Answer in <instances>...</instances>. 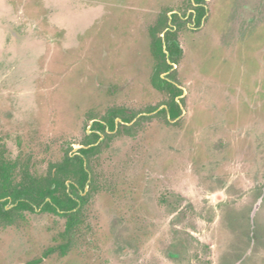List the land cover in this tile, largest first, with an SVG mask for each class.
<instances>
[{"label": "rangeland", "instance_id": "374dc122", "mask_svg": "<svg viewBox=\"0 0 264 264\" xmlns=\"http://www.w3.org/2000/svg\"><path fill=\"white\" fill-rule=\"evenodd\" d=\"M167 1L0 0V147L13 158L43 159L45 167L59 158L67 141H81L89 108L103 113L112 104L141 110L158 103L161 96L150 84L147 28ZM232 1L217 0L208 36L187 32L183 37L185 125L178 129L147 120L132 134L115 138L100 159L107 186L88 205L90 230L68 256L42 264H264V196L255 214L258 241L241 260L235 254L237 232L218 207L227 199L234 208L249 210L264 183V156L256 161L252 150L257 132L264 139L259 115L264 112V22L247 27L242 38L252 67L247 72L243 65L247 86L236 81L219 89L212 83L242 78L241 65L228 62L240 54L217 46L235 10H228ZM236 1L251 16L262 0ZM227 38L232 43L233 35L222 40ZM209 106L223 113L236 108L241 120L218 111L200 119L198 109ZM231 116L236 118L234 112ZM218 138L232 143L233 152L219 157L216 169L202 145L214 149ZM222 182H234L227 193L217 190ZM163 193L169 197L166 207L159 202ZM53 227L58 228L53 217L39 214L0 227V264H25L39 256L52 243Z\"/></svg>", "mask_w": 264, "mask_h": 264}, {"label": "trees", "instance_id": "16d2710c", "mask_svg": "<svg viewBox=\"0 0 264 264\" xmlns=\"http://www.w3.org/2000/svg\"><path fill=\"white\" fill-rule=\"evenodd\" d=\"M204 13V8L200 7L197 15L199 23ZM172 23L176 25V29L167 30L163 38L160 33L170 27V17L167 10H164L150 27L151 51L155 61L152 83L156 89L164 93L162 102L167 105V108H163L158 115L162 114L165 118L168 111L171 118L181 114L177 97L183 92L175 83L178 80L176 70L170 72L167 77L162 76L172 67L164 48L165 43L171 61L179 63L183 55L179 32L185 26V21L179 14H173ZM180 101L184 103L183 98ZM154 108L156 107L137 111L125 106L110 108L92 126L93 130L104 133V140L98 142L100 135L96 131L85 132L80 142L85 146L89 145L88 147H81L75 152L67 141V145L62 147L61 156L50 159L45 167L43 159H34L31 154H19L13 158L9 156L5 146L0 147V226L20 223L26 220L28 214L47 213L58 216L59 235L56 244L52 245L45 255L67 254L75 241L91 228L87 208L92 196L107 186L106 177L100 169L101 155L111 144L115 134L129 130L126 123H120L115 134H110L107 128L110 130L116 128L117 117L129 122L142 110L150 112ZM95 116L96 114L92 113L88 118ZM149 117L148 115L140 116L135 124L138 125L143 119ZM87 186L89 189L84 194ZM39 262L41 258L29 261L28 264Z\"/></svg>", "mask_w": 264, "mask_h": 264}, {"label": "flooded vegetation", "instance_id": "af4514ba", "mask_svg": "<svg viewBox=\"0 0 264 264\" xmlns=\"http://www.w3.org/2000/svg\"><path fill=\"white\" fill-rule=\"evenodd\" d=\"M222 1H224V0H222ZM234 1H236V0H234ZM234 1L229 2L228 10L231 12L232 8H234V7H235V10L232 11L229 14L228 21L225 24L224 30H222V32H220V36L221 35L224 36L222 39H225V36L229 37V39H230V34L233 35V40L231 41L232 43L229 44L228 38L226 40L218 39L217 46L219 48H221V49L225 48L224 50H227L226 53H228V54H234V55L235 54H240V56L237 59L236 58L233 59V62H232V60L231 61L228 60V62L229 63H233L235 66H237V68H239L240 65L242 66V70H241V66L239 68L241 72H239V75H238V76H242V78L234 77V78L230 79V77H229V79H226V80H223V81L221 79H218L217 81H219L221 83H216L215 82L216 84L214 83V81L213 82L211 81L214 84V86L216 88H219V89L226 87V85L228 86L230 84H233L236 81H241V83H243V86H247V79H245L243 77V76H245L244 75L245 73L243 71V65H244V67L247 68L246 71L247 70L248 71L251 70L252 67H250V63L248 62L247 56L245 54V51H244L245 44H244V40L242 38L244 36V32H246V30H247V27L259 28L261 23L264 22V0H262L260 2V5H261L260 7H256L257 10H255V8H254L255 11L254 10L252 11V15L251 16H250V14L248 16H246L244 14V11L240 10L239 6H242V4H240L239 2L236 1L237 3L235 2V5H234ZM219 2H220V0H219ZM215 6H217V0H203V1H196V0H170V1H167V2H164V3H161L156 17L148 25V28H147L148 39H149V50H150V56H151L150 84L153 87V89L156 90L157 93L160 94L161 99L155 105H148V106L144 107V109L156 107L152 111L149 112V111L142 110V112L138 113V115H136L135 118L133 120L129 121V122L122 121V119L120 117H117L116 118V128L114 130H110V129L107 128V131L110 134L111 133L115 134L117 132V129H118L120 123H124V124L126 123L129 126V130L128 131H123L120 134H115L113 139H112V141L115 140V138H117V137H120V136H123V135H126V134H132V129L136 128L137 126L141 125L144 121H147V120H160V121H163L165 124H167V125H169L171 127H174V128H178V129H180L181 127H183L185 125V122H186V119H187L186 114L188 112V96L186 95V88H185V85H184V81L182 80L181 75H180L181 74V68L183 67V64L185 63V59H186V55H187L186 49H185L184 44H183V37H184V35L187 32H190V34H194V35H196L198 33L201 38L204 37V35L208 36L207 21H208L210 15H211L212 10L215 8ZM200 7L204 8L205 13H204V15L201 18V21L199 23L198 20H197V15H198V11H199ZM164 10H167L168 15L170 17V27L166 28L163 32L160 33V35L163 38H165V34H166L167 30L176 29V25H174L172 23V15L173 14H179L182 17V19L185 21V26L179 32V41H180V45H181V47L183 49V55H182V58H181L179 63H176V62H173V61L170 60V53L166 49V43H165V46H164L165 51L167 53L168 61L172 65V67H171V69L169 71L164 72L162 74V76L163 77H167V75L170 72L176 70L177 71V79L178 80L175 83L183 91L182 94L177 97V100H178V102H179V104L181 106V114L179 116H177L176 118H171L169 111H168V115H167L166 118L162 114L158 115L159 112L163 108H167V105L164 102H162V100L164 98V93L159 91L158 89H156L154 87L153 83H152V75H153V69H154V62L155 61H154V56H153L152 51H151V40H152V37H151V33H150V27L152 25H154V23L157 20L159 14L162 11H164ZM252 30L256 31L258 29H252ZM261 58L259 57L257 60L260 61ZM248 67H250V69ZM209 77H211V76H209ZM206 84H209V83H206ZM116 89H117L116 86L111 87V90H113V91L116 90ZM181 98L184 99V103H182L180 101ZM115 106H125L126 108H128L130 110L137 111L134 108H131V107L125 105V104H112V105L108 106L104 110L103 113H100V111H98V109L96 107H91L85 113L86 114V118H85L86 123L84 125V132H83L82 138H83L85 132L92 133L93 131H96L100 135V139L98 140V142L104 140L105 139L104 133H102L100 130H96V129L93 130L92 126H93V124H94V122L96 120H100L101 116H104L110 108H113ZM198 110H200V112H202V114L200 116V119H201V117H203V116L205 117L209 113L212 114V112L216 113L217 111L219 113H221L222 116H224V117L227 116L226 118H228V120H237L238 118H240V120H241V117H242L241 113L239 111H237L236 108H232V107L227 109V110H225V112H224L225 114L223 113V110L220 112V110H221L220 108L211 109V107H210V108L205 109V110H202V109H198ZM232 112H234L236 114V118L235 119H232V116H231ZM92 113L96 114V116L88 118V116L90 114H92ZM143 115H148L150 117L146 118V119H143L138 125L135 124L137 119L140 116H143ZM259 115L261 116L262 119H264V112L259 113ZM203 120H204V118H203ZM217 122H218V120L216 121V124H217ZM205 132H206V129H204L202 134H201L202 141H204L203 137L205 136ZM258 133L259 132L256 133V137L254 136V139L252 141L253 158L256 161H259V159L262 156H264V154H263L264 150L262 151V148L264 149L263 135H260ZM261 137H262V139H261ZM112 141H111V143H112ZM69 143L72 145V148H73L72 150L75 151V152L81 147H88L89 146V145L85 146V145L81 144L80 141L79 142H70L69 141ZM243 143H244V148H245L243 150V152L247 154V152H248V142L243 141ZM76 144H78L79 146L76 147ZM110 145H108L106 148H109ZM199 147H201V145ZM202 147H203V151H205V152L207 151L212 156L211 157V161H210L211 162V166H214V168H216V169L220 166V164H219L220 162H218V160L221 161V159L219 157H223V155H225V154L230 156L231 152H233L232 143H230L229 141L227 142L226 140H223L222 138H218L216 140V144L214 146V149H210L209 146L207 145V143L204 144V142H203ZM61 150H62V148H61ZM199 150H200V148H199ZM62 152H61V154H62ZM207 152H206V154H207ZM103 153H104V151H103ZM249 164H252V163H249ZM254 164H256V163L254 162ZM259 168L260 167H258V171H259ZM233 183L234 182H232L228 186H226L222 182L221 183V187L219 189H217V190L225 191L227 193L228 189L233 185ZM88 189H89V187L87 186L86 190L83 193L85 194L88 191ZM101 190H99L98 192H100ZM166 194H168V192H166ZM166 194L163 193L161 195L160 199H159L160 204L163 205L164 207H166L167 205H170L169 197ZM263 196H264V183L261 184L257 188L256 193H255V198H257V203L254 206H252L249 210H246V209L245 210H240V209L234 208L233 202L232 201H227V199L221 201L218 204L219 205L218 207H220L226 213L227 224L229 225V227H231V230L233 232H235V233L237 232L236 235L239 238L238 242H237L239 247H237V249L235 250V252L238 251L237 253H235L236 256H237V260L243 259L245 257V255H246L247 251H248L246 249H249V248L251 249V247L255 244V242L258 241L259 235H258V227H257L256 221H255L256 220L255 219V214H256L257 208L259 207V205L261 203V200H262ZM7 208H9V206H7ZM176 208H177V204L173 206V209H176ZM36 214L47 215V216L53 217L56 220V224L58 226V222H57L58 216L56 217L53 214H47V213H44V214L43 213H36ZM36 214H28L26 219L29 216L36 215ZM23 221H25V220H23ZM16 224H19V223L8 224L6 226H0V227L15 226ZM53 229H54L55 232L53 231L54 235L52 236V243L50 245H48L46 248H44L39 256L33 257L31 259H28L25 262V264H28L29 261H32V260H35V259H39V258H41V262H39L37 264H42L45 260H47V259H49V258H51L53 256H57L59 258H64V257L68 256V254L70 253L72 247L68 250L67 254H65L64 256H59V255H57V253H53V254H50L48 256L45 255V252L52 245L56 244L57 237L59 235L58 234L59 226H58L57 229L54 228V227H53ZM169 255L171 257H173V258H176L177 255H179V253L178 254L176 253L175 255H172V253L170 252Z\"/></svg>", "mask_w": 264, "mask_h": 264}]
</instances>
